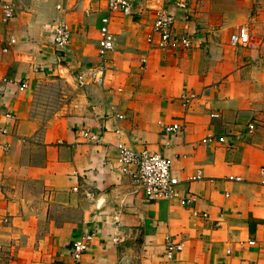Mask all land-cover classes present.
Listing matches in <instances>:
<instances>
[{"label": "crops", "instance_id": "0c3cea01", "mask_svg": "<svg viewBox=\"0 0 264 264\" xmlns=\"http://www.w3.org/2000/svg\"><path fill=\"white\" fill-rule=\"evenodd\" d=\"M5 1L18 4L0 0V80H11L0 112L16 119L0 116L10 133L0 134V215L8 218L0 264H264V0H182L185 11L170 3L177 0H130L131 16L111 14L105 85L84 88L75 80L101 63L106 0L97 9L95 0H19L33 6L16 5L8 24ZM161 7L178 14L173 36H189V50L148 43ZM64 20L73 37L60 51L51 29ZM240 28L248 46L231 43ZM58 86L60 103L45 122L38 94ZM175 123L182 131L168 134ZM120 141L169 158L192 203L148 201L119 166ZM83 232L94 241L75 263L71 247ZM169 238L183 245L172 260Z\"/></svg>", "mask_w": 264, "mask_h": 264}, {"label": "built area", "instance_id": "2783aa9c", "mask_svg": "<svg viewBox=\"0 0 264 264\" xmlns=\"http://www.w3.org/2000/svg\"><path fill=\"white\" fill-rule=\"evenodd\" d=\"M147 4L157 5L158 0H144ZM161 2L169 0H160ZM108 15L102 19V26L100 30L101 37V49L99 55L101 63L92 69L84 73H80L76 77V84L78 87H84L88 83H94L98 86H103L106 83L107 76V60L109 54L115 49L116 38L112 32L111 14L121 12L127 16H131L135 12L137 6L130 0H106ZM174 4L176 10H187L186 2L177 0L170 2ZM16 5L14 1H5L2 5V18L3 23L8 24L16 16ZM155 23L152 26V32L148 36V43L158 49H169L172 45H179L183 50H189L192 47L191 38L184 36L180 39H174L173 30L178 20V14L175 11H171L169 8L161 7L155 12ZM70 25L65 22H58L55 24L52 31V42L58 50L65 51L71 44L73 30ZM157 36V39H156ZM249 33L246 28H240L239 31L231 38L233 46H248L249 45ZM10 45L16 43V40L12 39ZM5 52H8L6 49ZM11 82V80L4 78L0 80V100L4 96L5 86ZM29 88L27 83H23L19 86V91H25ZM185 101L188 103L195 99V96L184 95ZM0 116L7 121H15L16 116L11 113H3ZM251 127V126H250ZM182 126L175 123L171 126H166L164 130L168 134L175 135L182 131ZM253 130V127L250 128ZM7 128H0V134L4 137H8ZM117 135H122L123 131L120 129L115 130ZM84 135L90 138L92 141L98 140L99 136L91 134L90 132H84ZM212 136L203 140V143H209L212 141ZM224 142V140H221ZM11 145L9 142H5L1 145V150L5 153L10 151ZM118 150V163L124 175L129 176L144 192L148 201L166 200L177 202L179 206L188 207L192 203V198L183 197L179 191L180 180L174 176L172 172V162L169 158H166L159 154L151 153L147 150H137L132 146L119 142L117 144ZM231 181H240V179L230 178ZM77 190V189H75ZM196 216L198 214L196 213ZM205 217H208L205 215ZM8 223V218L0 215V229ZM94 241V235L91 233L83 232L79 234L73 242L71 247V256L75 263H81L82 258L89 252ZM115 243L118 240H114ZM183 250L182 244H176L173 241L168 240L166 256L172 260L176 253Z\"/></svg>", "mask_w": 264, "mask_h": 264}, {"label": "rangeland", "instance_id": "374dc122", "mask_svg": "<svg viewBox=\"0 0 264 264\" xmlns=\"http://www.w3.org/2000/svg\"><path fill=\"white\" fill-rule=\"evenodd\" d=\"M93 4H95V6H96L95 8L96 9L99 8V7L102 8V6L104 4V0H95V2ZM16 5L17 6L19 5V6H22V7L33 6V4H27L25 6V4H22V2L19 1V0H18V4H16ZM48 5H49L48 3H45V4L41 3V4H39L38 8H39V10L41 12H44L45 9H47ZM58 5H57L58 6V10L61 11V4H58ZM62 8H63L62 11L64 10L65 12H67L69 10V4L62 5ZM17 11H18V8H17ZM59 22L67 23L65 20L64 21H59ZM72 37H73V34H72ZM92 84H94V83H90V84L88 83V85H92ZM88 85H86V86H88ZM86 86H84V87H86ZM84 87H80V88H84ZM58 88L59 89H57L55 94H38L39 95L38 101H39L40 108H39V113L37 115L42 120H44L45 122L49 121L52 117H54V111H55V109H57V107H55V106L59 105V103H60L59 98L61 97V95L59 94V91H61V87L58 86ZM50 97H52V99H50ZM50 105L53 106V107H46V106H50ZM41 106H44V107L41 108ZM45 125H47V124L45 123Z\"/></svg>", "mask_w": 264, "mask_h": 264}]
</instances>
